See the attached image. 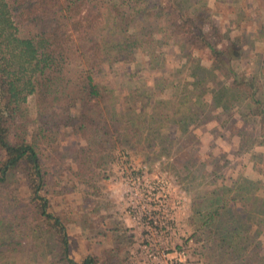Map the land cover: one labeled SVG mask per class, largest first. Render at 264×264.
<instances>
[{"label":"trees","instance_id":"obj_1","mask_svg":"<svg viewBox=\"0 0 264 264\" xmlns=\"http://www.w3.org/2000/svg\"><path fill=\"white\" fill-rule=\"evenodd\" d=\"M221 1L241 15L244 0ZM250 1L247 8L263 23L264 0ZM225 23L207 0H0V264H99L92 253L79 260L70 256L65 224L50 210L46 188L59 173L58 131L79 135L81 145L67 170L83 181L122 143L139 148L142 126L156 132L174 119L185 127L203 117L200 107L223 110L205 81H177L175 93L173 81L164 79L159 91L168 90L165 99L141 87L120 98L99 81L104 69L137 53L172 46L190 59L205 51L227 80L224 89L237 102L239 121L257 126L251 145L264 147V81L238 71L242 46L239 37L221 33ZM30 95L33 110L26 104ZM233 184L234 195L221 185L202 196L192 219L196 228L208 227L207 237H217L216 247L249 237L264 214V198L249 194L259 181ZM228 201L240 205L226 219L221 211Z\"/></svg>","mask_w":264,"mask_h":264},{"label":"rangeland","instance_id":"obj_2","mask_svg":"<svg viewBox=\"0 0 264 264\" xmlns=\"http://www.w3.org/2000/svg\"><path fill=\"white\" fill-rule=\"evenodd\" d=\"M248 1H242L240 16L221 0H209L208 4L215 17L220 22H226L220 28L221 33L228 39L239 37L242 51L238 71L264 81V22L261 18L260 22L258 16L255 19V14H252L254 9L247 8ZM247 11L251 14H246L249 13ZM195 62L200 67L194 68ZM212 62L205 51H195L188 59L176 47L155 46L147 55L137 53L131 61L104 69V73L98 77L99 81H104L120 98L130 88L141 87L165 99L168 90L159 91L164 79L173 81L171 89L175 93L180 87L177 81L199 80L210 87L214 94L211 99L217 100L223 110L209 103L200 107L203 117L189 122L185 127L176 125L174 119L156 132L142 126L139 148L122 143L107 153L106 162L83 181L67 170L73 167L72 159L81 145V139L68 129L58 131L53 160L59 173L54 172L53 176L56 177L51 179L46 194L50 199L51 212L65 224L72 258L79 260L92 253L99 264H146L137 247L140 237L134 230L131 232L132 227L125 219L126 195L117 176L115 161L127 154L143 162L146 175L153 171L162 174L171 187L183 192L187 202L179 226L181 233L191 235L193 240L191 257L202 260L204 264H260L259 261L264 258V214L261 213L252 222V231L247 233L249 237H236L230 246L223 243L222 247L215 246L217 237L206 236L208 227L196 228V221L192 222L196 217L195 210L200 208L199 202L204 200L202 196L210 197L211 191L221 189V185L228 186L231 195H234L237 188L233 181L238 183L242 178L259 181L257 190H250L249 194L264 198V157H261L264 156V147H253L250 142L257 126L252 121H239L237 102L224 89L223 82L227 80L221 75L219 66ZM174 73L178 74L179 80L173 76ZM33 103L34 96H28L26 104L31 110ZM181 111L186 112L184 107ZM238 133L242 136H238ZM146 145L150 146L143 147ZM251 155L258 157L251 159ZM228 202L226 209L221 211V214H225L222 218L226 219L228 210H234L236 214L240 205L238 202ZM259 209L264 211V206ZM106 253H111L113 258H104ZM214 258H218V261Z\"/></svg>","mask_w":264,"mask_h":264},{"label":"built area","instance_id":"obj_3","mask_svg":"<svg viewBox=\"0 0 264 264\" xmlns=\"http://www.w3.org/2000/svg\"><path fill=\"white\" fill-rule=\"evenodd\" d=\"M126 195L125 215L139 232V255L146 264H204L191 257L193 240L180 231L187 199L162 174L146 175L143 162L124 154L115 161Z\"/></svg>","mask_w":264,"mask_h":264},{"label":"crops","instance_id":"obj_4","mask_svg":"<svg viewBox=\"0 0 264 264\" xmlns=\"http://www.w3.org/2000/svg\"><path fill=\"white\" fill-rule=\"evenodd\" d=\"M208 2H209V0L207 1V4H208ZM209 5V4H208ZM128 222H129V227H130V221L129 220H127ZM132 230H134L133 232L135 233V234H137V236L139 237V232H138V230H136V229H134L133 227H132V229H131V232H132ZM134 234V235H135ZM136 236V235H135Z\"/></svg>","mask_w":264,"mask_h":264}]
</instances>
